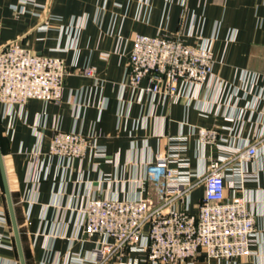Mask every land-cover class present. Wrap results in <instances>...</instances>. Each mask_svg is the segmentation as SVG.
Wrapping results in <instances>:
<instances>
[{
    "label": "crops",
    "instance_id": "0c3cea01",
    "mask_svg": "<svg viewBox=\"0 0 264 264\" xmlns=\"http://www.w3.org/2000/svg\"><path fill=\"white\" fill-rule=\"evenodd\" d=\"M138 35L179 36L191 46L213 38L212 81L190 103H154L150 96L138 102L124 84ZM15 41L35 54L63 59L70 71L62 102L31 100L6 115L0 109V143L27 264L90 260L98 238L89 241L81 226L87 199L147 197L154 189L148 167L157 153L171 151L172 138H186L180 154L201 173L217 149L202 148L196 128L217 129L225 147L243 146L263 132L258 93L264 86V0H0V49ZM88 65L96 68L95 77L82 75ZM56 128L93 134L106 159L87 155L63 170L45 155ZM36 149L49 169L35 184L31 154ZM260 151L246 164L255 180L237 192L255 208L260 244L256 254L236 264H264V147ZM203 195V186L193 191L192 212ZM0 216V233L12 236L4 243L13 247L0 249V264H20L1 174ZM129 262L154 264L146 252L130 250L106 264Z\"/></svg>",
    "mask_w": 264,
    "mask_h": 264
},
{
    "label": "built area",
    "instance_id": "2783aa9c",
    "mask_svg": "<svg viewBox=\"0 0 264 264\" xmlns=\"http://www.w3.org/2000/svg\"><path fill=\"white\" fill-rule=\"evenodd\" d=\"M41 30H47V26H41ZM71 33L75 38L76 30ZM201 41L191 46L179 36H136L124 84L136 92L140 103L146 96L154 103L180 99L192 102L214 77V39ZM81 73L92 78L97 70L88 65ZM69 74L63 59L35 54L18 41L9 43L0 49V109L6 115L31 100L62 102ZM250 76L253 84L256 75ZM144 81L148 82L146 87L142 86ZM259 97L264 102V86L259 89ZM195 133L202 148L210 145L217 149V156L210 157L201 173L193 171L181 156L186 138H172L171 151L157 153L155 163L148 167L147 179L154 189L147 197L120 200L92 194L87 199L80 210L81 226L89 241L98 240L92 258L76 257L74 264H106L124 250L144 251L154 264H236V260L256 254L260 232L255 208L237 192L246 182L255 180L246 164L261 154L264 129L255 141L238 147L222 146L217 129L196 128ZM31 155L35 163L32 180L36 184L40 173L49 168L39 150ZM45 155L49 160L57 159L63 170L71 169L75 161L82 162L87 155L101 160L107 157L106 149L93 134L85 136L58 128ZM200 186L204 187V195L194 213L191 196ZM6 238L12 236L0 233V249L12 250L4 243Z\"/></svg>",
    "mask_w": 264,
    "mask_h": 264
},
{
    "label": "water",
    "instance_id": "95a60500",
    "mask_svg": "<svg viewBox=\"0 0 264 264\" xmlns=\"http://www.w3.org/2000/svg\"><path fill=\"white\" fill-rule=\"evenodd\" d=\"M0 174H1L2 182L4 186V191H5V196L7 200L8 211H9V215L11 219L16 248H17V252L19 256V261H20V264H27L23 242H22V237L20 233V228H19V224H18V220L16 216L15 206H14V202L12 199V194H11L10 186L8 182V176H7V172H6V168L4 164L1 143H0Z\"/></svg>",
    "mask_w": 264,
    "mask_h": 264
},
{
    "label": "trees",
    "instance_id": "16d2710c",
    "mask_svg": "<svg viewBox=\"0 0 264 264\" xmlns=\"http://www.w3.org/2000/svg\"><path fill=\"white\" fill-rule=\"evenodd\" d=\"M0 139H1V142H2V146H3V139H2V137H1V134H0Z\"/></svg>",
    "mask_w": 264,
    "mask_h": 264
}]
</instances>
